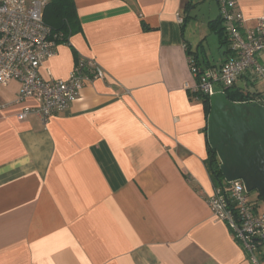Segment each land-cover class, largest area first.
Returning a JSON list of instances; mask_svg holds the SVG:
<instances>
[{"label": "crops", "instance_id": "crops-1", "mask_svg": "<svg viewBox=\"0 0 264 264\" xmlns=\"http://www.w3.org/2000/svg\"><path fill=\"white\" fill-rule=\"evenodd\" d=\"M236 1L245 28L257 27L264 0ZM207 3L74 0L81 31L40 75L67 80L87 59L105 79L47 124L20 121L38 102H18L16 81L0 85V264H252L209 205L207 111L190 59L209 72L233 53L218 3L194 15ZM259 84L247 74L236 86L261 94Z\"/></svg>", "mask_w": 264, "mask_h": 264}, {"label": "built area", "instance_id": "built-area-1", "mask_svg": "<svg viewBox=\"0 0 264 264\" xmlns=\"http://www.w3.org/2000/svg\"><path fill=\"white\" fill-rule=\"evenodd\" d=\"M51 0H0V85L20 83L18 102L35 99L38 106L26 108L18 115L25 120L37 115L44 124L55 115L66 111L89 83L105 79L103 69L94 60L79 59L67 80L46 81L40 68L55 56L58 39L44 20ZM220 8L226 39L233 53L215 70L204 72L191 69L197 85L195 92L210 99L220 87L221 92L236 86L245 75H251L262 84L260 97L252 102L264 105V17L257 27L246 29L243 14L237 10L236 0H215ZM251 102V103H252ZM213 214L232 231L235 241L247 253L252 264H259V251L264 243V214L251 201L241 181L227 182L214 187L209 198Z\"/></svg>", "mask_w": 264, "mask_h": 264}, {"label": "water", "instance_id": "water-1", "mask_svg": "<svg viewBox=\"0 0 264 264\" xmlns=\"http://www.w3.org/2000/svg\"><path fill=\"white\" fill-rule=\"evenodd\" d=\"M209 100L207 142L224 180L241 181L248 194L257 192L264 200V105L233 103L223 92Z\"/></svg>", "mask_w": 264, "mask_h": 264}, {"label": "trees", "instance_id": "trees-1", "mask_svg": "<svg viewBox=\"0 0 264 264\" xmlns=\"http://www.w3.org/2000/svg\"><path fill=\"white\" fill-rule=\"evenodd\" d=\"M44 20L46 25L53 31V34L60 36L57 41L59 44L69 45L70 38L81 31V25L77 16L74 0H51L45 10ZM214 23L220 27L218 33L221 36L222 43L228 44L222 18L220 17V19ZM225 94L227 95L228 100L233 103H251L255 100V96H261V94L256 92L253 94L245 92L244 90L237 88V86L227 89ZM197 95L204 101L208 117L210 100L204 95L198 93ZM208 148L209 159L207 161V168L214 186L217 187L223 184L224 177L220 170V161L217 154L212 150L209 144Z\"/></svg>", "mask_w": 264, "mask_h": 264}, {"label": "rangeland", "instance_id": "rangeland-1", "mask_svg": "<svg viewBox=\"0 0 264 264\" xmlns=\"http://www.w3.org/2000/svg\"><path fill=\"white\" fill-rule=\"evenodd\" d=\"M207 2L208 3L205 6L197 8L194 11V15H197L199 18H202L204 15H208V13H209L208 12L209 11L208 4L209 3L214 5L215 8H217V2L215 0H207ZM213 39L214 40H211V43H214V44L211 45V48H210V50H208V52H209L210 62L214 64L215 62H217L219 60V54H218V49H219L218 45L219 44H218L217 37L213 36ZM226 45L223 46L224 47V51L223 52H225L228 49V47ZM260 87H261V90H262L263 86L261 84H259L257 89L260 90ZM215 90H216V92L219 91V87L216 86ZM252 90H254V89H252ZM249 197H250L251 201H253V200L257 201L260 204V209L259 210H260V212L264 213V200L258 198L257 192L250 193Z\"/></svg>", "mask_w": 264, "mask_h": 264}]
</instances>
